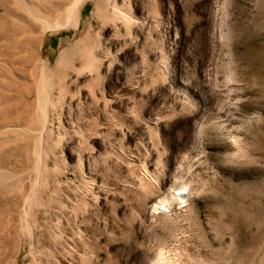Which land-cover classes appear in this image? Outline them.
<instances>
[{
    "label": "rangeland",
    "instance_id": "rangeland-1",
    "mask_svg": "<svg viewBox=\"0 0 264 264\" xmlns=\"http://www.w3.org/2000/svg\"><path fill=\"white\" fill-rule=\"evenodd\" d=\"M117 1L122 22L84 0L76 29L69 7L0 0V264H150L165 245L248 264L264 246V0ZM237 127L254 157L228 146ZM165 179L189 204L151 213Z\"/></svg>",
    "mask_w": 264,
    "mask_h": 264
},
{
    "label": "bare ground",
    "instance_id": "bare-ground-1",
    "mask_svg": "<svg viewBox=\"0 0 264 264\" xmlns=\"http://www.w3.org/2000/svg\"><path fill=\"white\" fill-rule=\"evenodd\" d=\"M83 1L77 0V1L71 3V0H43L44 3L50 4V6H52L53 12L50 14L51 15L57 14V16H56L57 18H62L63 17L61 15L62 11L64 12L69 7L70 11H71V17H72L71 19H73V26L76 29H80L81 25H82L83 9H84ZM95 3H96V11L95 12L97 14L96 16L98 17L99 20L101 19V21L104 24L109 23V22H112V23L113 22H117V23L122 22L124 15L122 14V12L119 9V6H118L119 4H118L117 0H95ZM40 13L43 14V12H40ZM58 15H59V17H58ZM52 18H53L52 16L51 17L46 16V19L44 21L49 26H52V25H54V21L52 20ZM62 19H64V17ZM92 26H93V23L89 27H92ZM14 32H15V30H14ZM16 33L22 34L23 32L19 31V29H18V30H16ZM81 56L89 61V60H91V57L93 55H92L91 51L85 50L84 52L82 51ZM254 113H256V112H253L251 114H254ZM233 118H235L236 120L238 119L237 116H235ZM234 131H235V135H233L232 139L230 141H228V146L235 151L234 156H236V157H245V156L254 157V156H252V152L248 151L249 149L245 150V147L242 146L241 140L243 138V133H242L241 129L239 127H237V128H234ZM183 186L181 187L176 180L165 179L163 181V188L161 190H159V193L155 194V195L153 194V196L150 195V198H149L148 203H147L148 209L151 211V213L152 212H160V213L165 212L166 213V211H170V207L173 204L179 205L178 207L175 208V211L182 210L183 208L187 207L189 204L188 202L190 200L192 193H190L187 190V188L183 187ZM191 188H192V185H191ZM180 212H182V211H180ZM262 215H264V214H262ZM258 217H260V219ZM252 219L256 221L257 230L259 231L258 233L260 234V237L264 236V216L263 217H261L259 215H257V217L253 216ZM165 246H162V247L160 246L161 248L158 249V253L153 258V260L150 264H190V262L188 263V259L190 260V256L188 255V257H187L188 253H185L184 249H182L180 246L173 245L172 247L170 246V248H167ZM242 263H243V261H239L238 259L234 262V264H242ZM248 264H264V246L262 249H256L250 253V261Z\"/></svg>",
    "mask_w": 264,
    "mask_h": 264
}]
</instances>
